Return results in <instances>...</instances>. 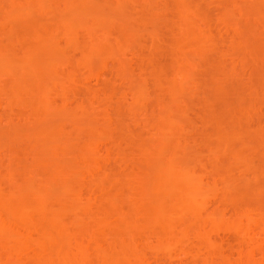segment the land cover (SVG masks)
Masks as SVG:
<instances>
[{
    "label": "bare ground",
    "instance_id": "obj_1",
    "mask_svg": "<svg viewBox=\"0 0 264 264\" xmlns=\"http://www.w3.org/2000/svg\"><path fill=\"white\" fill-rule=\"evenodd\" d=\"M173 1L176 18H172L176 20H172V26L166 33L165 49L163 47L162 51L174 62L169 65L173 72L168 68L172 74L166 76V86L160 85L166 87L172 97L168 102L164 96H158L161 103L158 102V118L149 119L148 114L136 117L135 121L132 119L133 123L130 122L134 125L128 123L129 126L116 121L117 118L113 119L107 112L95 111L101 107L106 110L103 107L108 106V101L99 98L98 93H106L108 89L107 97L114 95L118 89L113 88L116 86L113 82L110 86L106 85L105 90L101 88L103 86L98 89V85H105L109 80L106 72L115 73L112 74L115 78L122 75L118 78L124 83L122 87L125 91L131 94L130 97L126 92L131 99L127 100L131 102L128 104L131 107L126 106V95L119 93L118 96L115 94L116 100L111 104L120 111L126 107L123 113L128 112L127 109L133 113V110L147 108L143 99L147 94L146 77L142 78L140 74L144 80H133L123 76L129 69L125 52L132 50V46L135 50L134 45L139 51L146 49L147 53H138L142 60L154 69L158 66L156 63L157 66H153L152 60L161 52L158 43L164 40L157 30L145 27L146 22L150 25L151 22L146 19L147 16L144 18L143 13L150 12L149 16L157 20L161 18L160 9L168 6L159 7L158 11L153 6L154 0H143L139 5L137 1L139 7L134 0H0V105L8 113L6 122L9 121V125L15 118V114L10 116L14 109H29L28 114L25 112L26 116L22 112V117L20 113L15 119L33 123L31 132H28L32 134L28 136L35 143L34 159L24 170L23 179L17 178L12 170L11 174L8 172L9 175L0 177V249L5 248L2 252L8 250L0 255V264H25L18 259L19 249L32 251L34 264H149V259H146L149 253L144 255L146 250L168 260L175 259L178 261L176 264H184L182 258H196L203 254L209 255L210 260L219 258L221 264H264L261 244L264 241V201L256 198L258 201L252 205L249 202L239 206L243 197L259 189V185H251L254 186L252 188L249 183L264 176L263 169L261 171L256 166L257 171L250 160L251 154L254 155L257 150L264 153V146L260 145L264 140V127L258 124L254 131L237 129L234 140L224 125L210 120L211 133L207 131L209 135L203 140V145L208 148L206 156L215 165L207 167V163L203 164L199 157H195L197 163L201 161L200 165L198 163L201 170L194 164L189 167L180 163L182 155L173 146V142L178 141L172 139L175 134L176 137L182 135L184 125L178 121L175 124L176 118L170 112L169 104L176 106L179 101L175 98L177 93L185 90L182 87L186 83L185 78H190L193 71L188 72L187 68L193 69L196 65L192 64L201 61L192 63L187 59L188 53L194 52L195 57L200 56L201 62L205 61V54L216 45L214 35L222 30L239 34V24L233 21V25L227 14L216 16L217 19L212 21L207 11L200 8L204 0ZM260 1L264 3V0ZM132 3L136 8L130 7ZM231 3L235 6L236 0ZM120 9L122 13H118ZM133 9H138L140 16L138 13L131 15ZM129 11L132 13L129 14ZM41 19L46 20V24ZM191 21L199 23L193 25ZM114 27L117 33L112 31ZM228 32L225 34L228 35ZM146 37L154 42L149 40L151 43L147 45L143 41ZM109 60L114 62L113 65ZM217 65L214 71L221 67ZM160 71L165 73L164 67ZM89 80L98 87H89ZM172 98L176 104H173ZM95 105L98 108L94 107V110L92 106ZM162 111L163 116L160 115ZM73 118L81 119L80 124H75ZM111 118L118 122L116 127L121 126V136L115 133L112 136L106 129L109 128L107 123L113 121ZM2 130L0 137H6ZM74 134L84 137L86 134L88 141L84 144L80 141L76 149L73 140L77 142L80 137L74 138ZM230 136L234 142H229ZM138 138L142 142L139 140L137 144L135 139ZM132 141L138 145L132 144L137 150L132 147L130 152H123L127 147L121 146L122 143L126 146ZM65 143L70 144L66 146ZM185 153L183 156H188ZM129 158L131 163L136 159L143 167H139L137 162V167L134 164L133 167L128 163ZM114 159L120 160L123 166L118 165V169L111 167ZM122 159H128L125 160L127 163ZM124 164H129V167ZM35 170L40 173L39 182L32 176ZM220 231H225L223 239L218 237ZM229 233L237 240H231L227 235ZM219 239L223 240L226 250L219 244ZM227 250L233 253L235 250V261L233 258L230 261V254L233 253Z\"/></svg>",
    "mask_w": 264,
    "mask_h": 264
},
{
    "label": "rangeland",
    "instance_id": "obj_2",
    "mask_svg": "<svg viewBox=\"0 0 264 264\" xmlns=\"http://www.w3.org/2000/svg\"><path fill=\"white\" fill-rule=\"evenodd\" d=\"M137 1H138V5H139L140 3H142L143 0L142 1L141 0H134V2H136L135 3L136 6L139 7L137 5ZM172 1L173 0H168V1L167 0L166 1L165 0H154V5L153 6H156L157 10L160 9L162 6L163 7L168 6V7H166V9L164 8L165 10L163 8L160 9V11L162 10L160 12V14H161V18L160 19H162L161 20L162 23H161L159 18H157V20H156L155 17H150L149 16L150 12H145L144 11V13H143L144 14V18H145V16H147L148 18H146V19L147 20L149 19L150 22H151V25H150V23L148 24V22H146L147 21L146 20L145 22L147 24L145 23L146 24L145 27L147 29L153 28L154 30H157L158 34L160 35V38L162 40H164L162 42L160 40V43H162V44L158 43V45H159L158 49H160L161 52L157 53V55H156L157 58L155 57L156 59L154 58V60H152L154 63L153 62L152 63L153 64L156 63L158 66L156 64L153 65V66H157L159 69L162 68V70H163V67H164L165 73L163 71L159 72V69L157 67H156L157 69L156 68L154 69V68H152V65L148 66L149 64L147 65L145 63V60H142V58L140 57V54H141V52L142 53H144V52L147 53L146 49L145 50L140 49V51H141L140 52L139 48H137L138 46L134 45L135 46V50L133 49V46H132V50H130L128 48L129 51L125 52L126 53L125 56H127V58L126 57L125 58H126L127 63L129 64V66H128L129 69L126 70L128 72V74H127V72H125L126 74L124 73L123 76L126 75L125 76L126 78L127 77L128 78L132 77V78H134L133 80H135L136 78L138 80H141L143 78V76L146 77V79H147V81H146L147 83L145 82L146 83L145 84L146 85V92H147L146 96H148V97L146 98V96H145L143 99L145 100L144 101V106L146 105L147 108L145 107L146 109H143V110L141 108H139V109L137 108L138 110H136V111L133 110V113L129 112L128 109H127V111L129 113L126 112V111H125V113H123L122 110H125L126 107H124V109L121 110L122 112L119 109L115 108L116 106L114 107V105L111 104L112 102H115V100H116L115 99V97H116L115 94L117 95L119 93L118 95H120V94H125L126 95L127 91H125L126 89L124 88V86L122 87V84H124V83H122L120 81V79L118 78L120 76L122 77V75H117V78H115L114 76H112V74L114 75L115 73L106 72V75L108 74V76H110L108 78L109 80L106 82L105 85H98L99 86L98 89H100V87L103 86L101 88H104V90H105V86L106 85L110 86V85L113 84V86H114V83H116L115 84L116 86H114L113 88L117 87L118 89H116V92L114 93V95L113 94H109L111 96L107 95V97H105V96H106V93L109 92L108 89H107L108 91L106 90V93H105L104 90H102V92L104 91L103 92L104 94L102 93L103 95L101 93H98L99 96H100L99 98L102 97V100H104L105 102L108 101L107 102L108 104L106 103V105H108V106L103 107V108H106V110L105 109L104 110L101 109L102 107L99 109L97 107L98 105L92 106L93 109H94V107H96V109L98 108V110L94 109L95 111H97V113H98L99 110L101 112L104 111V113L107 112L110 116H112L113 119L117 118L116 121H118L120 123L122 122L123 124L124 123H126V124L129 123L131 125L133 123L134 118L136 120V117L138 119V117L142 118L143 116L145 117V115L148 114L147 116L148 117L150 116L149 119H154L157 116V109H159V106L161 104L160 101L158 100V99H160L158 96L161 97V95H162L161 98H163V96H164L166 101L167 100H168V102L170 101L171 98H169V97H172V96H170L168 94L167 90H165L166 87L161 86L163 88V89H161L160 85H162V84L165 85L164 84V82H165L164 80H166L165 79L166 76L167 75L170 76V74H172V72H173L169 65H170V63L172 64L174 62L169 60V56L167 57V54H164V52H162L165 49V44H166L165 38H166V35L168 34L167 31H169V27L172 26L173 21L176 20L175 19L176 18V12H174L175 10L173 9L174 1L173 2ZM232 1L233 0H204V2L201 1L200 8L202 7V9H204L203 10L204 12H205V10L207 11L206 13L209 14V15L208 14L207 15L211 17L212 21H215L217 19L216 16L220 17L223 14H227L229 19L232 20V24H233V21H234V24H236V23H237L236 25L239 24V26H237L238 28L236 27L237 29L240 28V30H238L239 34L235 30V32H236L235 34L233 33L234 31H232L230 33L227 31L229 34H232V35H229V34L226 35L227 32H224L225 30L224 31L222 30V28H224V27H222L221 28L222 31L220 30L221 32H219L218 34L214 35V37H216V39H215L216 43L214 42V44H216L215 47L213 45V48L215 50L213 48H211L210 53L208 52V54L206 53L207 55L205 54V57L206 56L208 57V55H209V57L208 58L206 57L204 59L205 61H206V59L207 60L209 59L208 61H209L210 66L208 64V61H206V62L203 61L204 62V65H203V62H201L202 59L200 58V56L199 57L197 56L198 57L197 58V57H195V53L194 52H189L190 54L188 53L187 59H189L192 63L194 61L196 62V60H197V62L199 60H201V61L198 62L200 65L198 63L197 64H195V63L192 64L193 66L196 65L198 68L200 66L201 67L200 68L201 71L199 69H197L196 66L195 67L192 66L193 69H189V67L187 68L189 70L188 72H191L192 70L193 71H192V74H191L190 78L186 79L184 77L186 81H184V80L183 81L186 82V83H183V81H182V83L185 84L187 88L184 87L185 85H183L182 87L185 90H183L182 92L177 93V96L175 97V98H177L176 99L177 101L179 100L178 101L179 104L177 102V104L179 106H177L176 102L174 103L175 99H173V98H172L173 99L172 102H173V104H176L177 107L175 105L169 104V105H171L170 106V109H171L170 112H172V115L174 116V118H176L175 124L178 121V122H180L181 124L184 125V128H182V129L185 132L184 131H183L184 133L181 132V134L183 136L182 135H178L179 137L178 136L176 137L177 134H175L172 137V139H174L175 141H178V143L173 142V146H175V148H177L179 153H181V155H182L179 158L180 163L182 165L189 166V167H191V166L193 167L192 164H194V165H196V167L195 166L194 167L199 169V170H201L200 167H199L201 161H202L203 164L207 163L206 164L207 167H212V166L215 165V163H211L212 161H210V160H212V159H210L209 157L206 156L205 153L208 152L206 150L208 148H205V146L203 145V143H204L203 140L205 138H207L208 135H209L208 132H210L209 129L211 128V126H210V124H212L211 122H214V123L217 122L218 124L221 123L222 126L224 125L223 127L227 131L229 130L231 132L230 135L232 136V138L234 140H236L235 133L238 130L241 131V130H245L246 129L247 131H252L258 124H260L262 126L261 128L264 127V3L261 4L262 1H260V0H257L256 2H253V3L250 2L251 0H247V1H244V0L240 1L239 0L238 2L236 0V3H235L236 5L234 6V4L231 3ZM252 1H255V0H252ZM131 2H133V1H131ZM242 2L243 3L245 2V3L243 4ZM258 2H260V3H258ZM151 3H152V1H151ZM166 3H167V5H166ZM135 4H133V3L130 4V7L134 6ZM170 4H172V5H170ZM136 6H134V7L136 8ZM156 7H155V9H156ZM228 7H230L229 10L227 9ZM151 8L153 9L154 7H151ZM231 8H232V11H231ZM61 9H58V10L61 11ZM134 9H133V11H134L133 14H131V15H135V14L137 15V13H138L139 16H140V11L138 9H136V10H134ZM168 9H170V10H168ZM58 10H56V12L59 13ZM164 11H165V13H164ZM119 12L122 13L123 11H121V9H120V11H118V13ZM142 12H141V16L143 17ZM130 13H132V12L129 11V14ZM160 14H159V16H160ZM164 14H166V15H164ZM172 17H175V18H172ZM167 18H168V20L166 21ZM164 19H165V21H163ZM173 19H175V20H173ZM40 21L43 24H46V22H47L46 20H43V19H41ZM154 22H155V24H153V26H152V23H154ZM191 22H192L191 24H193V25H196L197 23H199L198 21H191ZM13 24H14V22H13ZM16 24H18V22ZM16 24H14V25H16ZM157 24H158V26H157ZM153 29H150V30H153ZM81 30L82 29H79L80 32H81ZM227 30H229V29L227 28ZM83 31L84 30H82V32ZM112 31H116L115 27L112 29ZM116 33H117V31H116ZM234 36H235V38H234ZM146 38H147V41H146ZM146 38L143 41H145V43L147 45L150 44L151 42H154L153 39L150 40L149 37H146ZM192 41H193V39H192ZM234 41H236V42H234ZM122 45L124 46V43ZM160 47H162V48H160ZM163 47H164V49H163ZM138 53H140V54H138ZM192 53H194V54H192ZM134 54H136V55L134 56ZM144 54H142V55H144ZM210 54L212 56H210ZM197 55H199V54H197ZM185 57H186V55H185ZM128 58H130V59L128 60ZM137 58H141V59H137ZM172 60H173V58H172ZM143 61H144L145 64L142 63ZM210 61H212L213 63H210ZM160 62H163V63H160ZM215 62H216V64H215ZM109 63L112 64L114 62H112V60L110 62V60H109ZM137 63L139 64V66H138ZM141 63L143 65H141ZM205 63H206V65H205ZM217 63H218V65H220L223 68V70H222V68L219 67L222 70V72H221L220 69L217 67L218 71L217 70L216 71L219 72V73L221 72L220 74L218 73L219 75H216L217 72L214 71L216 69L215 66L217 65ZM159 64H161V65L164 64V66L161 67V66H159ZM189 64H191V63H189ZM212 64H214V66ZM167 65H168V67H167ZM144 66H145V68H144ZM165 66H166L167 69L165 68ZM189 66L191 68V65H189ZM146 68H148V69H146ZM149 68H150L151 71L149 70ZM168 68H170V71H172L171 73L169 72ZM204 68H207V69H204ZM213 68H215V69L213 70ZM149 71H150V74H149ZM152 71H154L153 72L154 75H153ZM156 71H158V74H157ZM212 71L214 73L215 72L216 73L213 74ZM83 72L85 73L86 71H83ZM84 73H83V75H85ZM222 73H223V75H222ZM140 74H141L142 78H141ZM127 75H129L130 77L127 76ZM187 75H188L187 77H189V73H187ZM209 75H211V76H209ZM157 76H159V77H157ZM214 76H217V77H220V78L222 77V79L218 80L217 77L214 78ZM83 78H85V77H83ZM150 78H152V79H150ZM118 79H119L120 82L116 81ZM142 80H144V79H142ZM157 81L159 82V84H158ZM109 82H110V84L108 85ZM118 82L121 83V84H119ZM133 82H135V81H133ZM88 83L90 84L89 87H94V88L98 87V86H96V84H94L95 83L94 81L89 80ZM138 83H140V82H138ZM155 85H156V87H155ZM107 86H106V88H107ZM163 90H165V91H163ZM100 92H101V90H100ZM157 92H158V94H157ZM161 92H163V94ZM128 93H130V92H127V94ZM70 95H72V94H70ZM128 95L130 96L131 94H128ZM128 95H126L125 99H126V101L127 100L131 101V99L128 97ZM110 97H112V98H110ZM107 99H110L111 102L109 103V100H107ZM129 101H127L126 106L130 105L131 102L129 103ZM142 104H143V102H142ZM110 105H111V107H110ZM166 105H168V104H166ZM1 106L2 105H0V127L3 129L2 133L4 134V132H5V134L7 136L5 135L6 137H2V136L0 137V177L2 178L3 175L11 174L10 172L12 170V172H14L13 174H15V176L17 174V176H16L17 178L23 179L24 178L23 176H24V173H25L24 170H26V168L31 164V162L34 159L33 155L35 154L33 152L35 143H34V141L31 142L30 137L28 136V134H29L28 132H31V128H32L31 126H32L33 123L31 124V123H28L27 121H24L23 119L22 120H17L15 118L20 113H21V117H22V112H23L24 116H26L25 112H27V110H29V109H27V110H26V108H24V109L22 108L21 109V107H20L21 111H20V109L18 107L16 108L18 110L14 109L13 112L10 113V116H11V114H15V118L13 117L14 119L10 122V125H9V121L6 122V119H7L6 116H7L8 113L6 114L5 111L3 109H1L2 108ZM129 107H131V106H129ZM167 108H168V106H167ZM149 109H151V110H149ZM118 110H119V113H118ZM146 110H147V112H146ZM142 111L143 112L145 111L146 113L145 112L143 113ZM28 112H27V114H28ZM170 112H168V113H170ZM110 113H112V115ZM126 113H128V114H126ZM162 113H163V111L161 112L160 115H162ZM12 116H14V115H12ZM112 118H111V120H113ZM157 118H158V116H157ZM120 119H121V121H120ZM80 120L81 119H79V118H75V119L73 118L72 121H74L75 124L79 125L80 124L79 123ZM130 120H132V121H130ZM210 120H211V122H209ZM3 121H4V123H3ZM116 121L113 122L114 125L112 124V122L111 123H107L105 121L104 123L109 124L107 127H109L110 129L109 128H106V129H108L109 132L112 133V136H114V133L117 134L118 136H121L123 134V131H122V128H121L120 125H119V127L115 126V123H118ZM71 122H68V123H70V124L74 123V122L73 123H71ZM130 122H132V123H130ZM104 123H103V125L105 126L106 124H104ZM207 123L208 124L210 123V124L207 125ZM100 125H101V123H100ZM103 125H102V127H103ZM132 125H134V124H132ZM260 125H259V128H260ZM138 126H141V125H138ZM138 126H135V127L137 128ZM131 127L133 128V126H131ZM170 127H172V126H170ZM176 127H173V128H176ZM1 128H0V130H1ZM257 128H258V126H257ZM231 130L232 131L235 130V131L232 132ZM257 130H259V129H257ZM70 133H72V137H73V131L70 132ZM111 133H109V134H111ZM30 134H32V133H30ZM75 134H74V138L76 136ZM83 134H81V135H83ZM27 136H28V139H27ZM231 136L229 137V142H234V140L231 139ZM76 137H80V138H78L80 140L78 141V139H77V142H74L75 139L73 140V143L75 144L73 146H75L76 149L79 147V145H80L79 142L80 141H81L82 144H84L85 141H88V138H87L86 134H85V137L84 136H80V134L78 136H76ZM133 140H134V137H133ZM137 140H138V142H137ZM139 140H141V139L140 138L135 139L137 144L140 143ZM226 140L228 141L227 137H226ZM136 142H134V143H136ZM141 142H142V140H141ZM262 142L260 143L261 147L264 146V145H262V144H264V142L263 143ZM134 143L132 141V143L131 142L129 144L127 143L128 145H126V146L124 145V143H122L121 146H123L125 148L127 147V149H128L127 150V149L124 148L125 150L123 149L124 150L123 152L127 153V152H130L129 150H133L134 148L136 149V147L138 145L136 146V145H134ZM67 144L69 145L70 143H67ZM67 144H66V146H68ZM130 144L131 145L133 144L136 147H133V145L130 146ZM73 146H69V148L73 147ZM75 147L73 149H75ZM132 147H133V149H132ZM121 149H122V147H121ZM183 151H184V153L186 152L185 154H188V156L184 157L183 156V154H184ZM257 151H259V150H257ZM256 152H255L254 155L251 154L252 155V159H250V160H251L252 164H255L254 165L255 169L258 167L259 169H261V171L263 169V172H264V153H262L263 151L262 152L259 151L261 154L259 152H257V153ZM195 157H199L200 158L199 160H201V161H200V163L198 162L199 165L196 162L197 158L195 159ZM121 158H123V157L121 156ZM15 159H16V161H15ZM118 159L119 158H117V160ZM125 160L128 161V159H125ZM125 160L122 159L123 162L127 163ZM130 160L131 159L129 158V162L128 163L130 165L133 166V164H134L137 167V163H138L139 167H141V166L143 167V165L140 164L136 159H133L132 163L130 162ZM111 161H110V163H111ZM114 161H115V159H114ZM119 161H115V162L111 163L113 165V166L111 165V167H113V168L115 167L114 169H116L117 167L120 166V164L122 165V162L120 163ZM135 162H137V163H135ZM129 164H124V165H126V166L128 165V167H129ZM10 167H12L13 169H9ZM23 167H24V169H22ZM237 168L238 167H235V169H237ZM38 170L37 171L35 170L36 172H35L34 175L32 174V176H34L33 178H34V180L36 182L41 177L40 173L38 172ZM5 171H7V172H5ZM257 171H259V170H257ZM8 172H9V174H7ZM237 172L238 171L236 170V174H237ZM250 175H252V174L250 173ZM40 179L38 180V182L40 181ZM249 182L250 181H248V183ZM248 183H246V184H248ZM249 184H250V186L254 185V184H255V186H256V184H257V186L259 185V189L255 190L252 193L251 192L252 190L250 189L252 186L251 187L248 186V188L251 190L250 194L252 195V197H250L251 195H249V193H248V195H249L248 198L249 199L247 198L248 195H246V197H243V201H245V202H243V201L242 202L245 203V204H242V202H240L239 206L240 205H247V204H249V202L252 205L254 202L258 201L256 198H258L259 200L264 201V176L262 178L260 177V179L258 181L255 180V182L252 181ZM246 200H248V201H246ZM230 208H231V210L233 209L231 206H230ZM230 208L228 207V211L230 210ZM230 211H229V213H230ZM224 232L220 231L218 233V237H220V239H223L224 236L226 237V235H224L225 234ZM227 235H229V237L232 236L231 233H229ZM233 237H231V240L233 239V241H234L236 238H233ZM220 239H219V242H221V243H219V244H221V246L226 250V247L223 245L224 242H222L223 240H220ZM263 242L264 241H262L261 244H263V248H264V243ZM3 248L0 249V252H1L0 255H3V254H5V252L8 251V250H6V251L2 252ZM223 248H222V250L224 251ZM3 250H5V248ZM23 250L19 249V251L17 252V253H19L17 255L19 257L18 259H20V261L21 260L25 261V264L26 263L27 264H31L34 261L33 260L34 257L32 255L33 254L32 251H31V253H29L30 250L29 251L24 250V252H22ZM232 250L231 251L227 250V251L232 252ZM25 251H27L28 253L25 252ZM144 253H145L144 255H147L149 253L148 257L146 256V259L147 258L149 259V260L147 259L149 262L146 260L149 264H176V262L178 263V261H175V259H172V260L169 259L168 260V258L167 259H165L164 257L162 258V256L161 257H160V255L157 256V255L153 254L150 251L148 252V250H146ZM235 253L236 252L234 250V253L230 254L231 255L230 261L232 260V258L234 259V257L236 256ZM150 254H151V256H149ZM30 256H31V258H30ZM157 257H159L160 259L157 258ZM181 261L184 264H221V261H220L219 258L213 257L210 260V256L207 255V254L200 255V256H198L196 258L188 257V258H186L184 260L182 258ZM234 261H235V259H234ZM34 262L32 264H34Z\"/></svg>",
    "mask_w": 264,
    "mask_h": 264
}]
</instances>
